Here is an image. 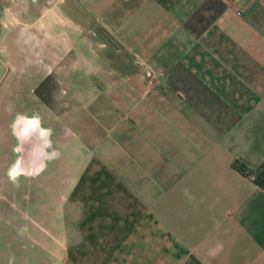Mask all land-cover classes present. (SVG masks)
Masks as SVG:
<instances>
[{
  "label": "crops",
  "instance_id": "0c3cea01",
  "mask_svg": "<svg viewBox=\"0 0 264 264\" xmlns=\"http://www.w3.org/2000/svg\"><path fill=\"white\" fill-rule=\"evenodd\" d=\"M59 2L65 264H264V0ZM36 126L17 175L55 174Z\"/></svg>",
  "mask_w": 264,
  "mask_h": 264
},
{
  "label": "rangeland",
  "instance_id": "374dc122",
  "mask_svg": "<svg viewBox=\"0 0 264 264\" xmlns=\"http://www.w3.org/2000/svg\"><path fill=\"white\" fill-rule=\"evenodd\" d=\"M59 1L0 0V264H65L61 142L72 134L67 125L74 112L67 109L73 97L61 94V80L48 70L41 46L49 30L45 15L56 13ZM55 21L61 25L63 18ZM32 116L57 143L47 146L53 157L47 167L56 175L10 172L19 154L13 123Z\"/></svg>",
  "mask_w": 264,
  "mask_h": 264
},
{
  "label": "bare ground",
  "instance_id": "6f19581e",
  "mask_svg": "<svg viewBox=\"0 0 264 264\" xmlns=\"http://www.w3.org/2000/svg\"><path fill=\"white\" fill-rule=\"evenodd\" d=\"M18 124H20V128L18 127L19 129H16L15 134L18 138L22 155L21 158L16 162V164L11 167L10 172L13 175L18 174V170H20V172H23L27 162H31L29 160L30 154L27 150V147L29 146V143H31L35 138L37 139L38 136L41 135V131L37 128L36 121L33 118L23 119L20 122L18 121L17 125ZM25 124H27L28 126L31 125L29 126L28 131H24L23 127L25 126Z\"/></svg>",
  "mask_w": 264,
  "mask_h": 264
},
{
  "label": "clouds",
  "instance_id": "9594fccd",
  "mask_svg": "<svg viewBox=\"0 0 264 264\" xmlns=\"http://www.w3.org/2000/svg\"><path fill=\"white\" fill-rule=\"evenodd\" d=\"M33 119H35L36 120V122L38 123L39 122V118L38 117H35V118H33ZM47 134H51V130L50 129H47V130H44Z\"/></svg>",
  "mask_w": 264,
  "mask_h": 264
},
{
  "label": "flooded vegetation",
  "instance_id": "af4514ba",
  "mask_svg": "<svg viewBox=\"0 0 264 264\" xmlns=\"http://www.w3.org/2000/svg\"><path fill=\"white\" fill-rule=\"evenodd\" d=\"M19 172H20V170H18V173H19ZM24 172L28 173V172H30V170H29V171H25V169H24L23 173H24Z\"/></svg>",
  "mask_w": 264,
  "mask_h": 264
},
{
  "label": "built area",
  "instance_id": "2783aa9c",
  "mask_svg": "<svg viewBox=\"0 0 264 264\" xmlns=\"http://www.w3.org/2000/svg\"><path fill=\"white\" fill-rule=\"evenodd\" d=\"M226 1L236 2L237 0H226Z\"/></svg>",
  "mask_w": 264,
  "mask_h": 264
}]
</instances>
